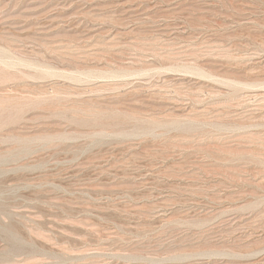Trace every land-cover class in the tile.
<instances>
[{
    "label": "rangeland",
    "instance_id": "1",
    "mask_svg": "<svg viewBox=\"0 0 264 264\" xmlns=\"http://www.w3.org/2000/svg\"><path fill=\"white\" fill-rule=\"evenodd\" d=\"M0 264H264V0H0Z\"/></svg>",
    "mask_w": 264,
    "mask_h": 264
},
{
    "label": "bare ground",
    "instance_id": "2",
    "mask_svg": "<svg viewBox=\"0 0 264 264\" xmlns=\"http://www.w3.org/2000/svg\"><path fill=\"white\" fill-rule=\"evenodd\" d=\"M0 53H5V52H3L2 49H0ZM0 62H2L5 66L14 67V68L17 65L27 66V67H29L31 69H40V70L51 68L50 66H46L44 64H40V63L35 62V61H32L30 59H27V58H19V57H16L14 60H11L9 62L3 60L0 57Z\"/></svg>",
    "mask_w": 264,
    "mask_h": 264
}]
</instances>
